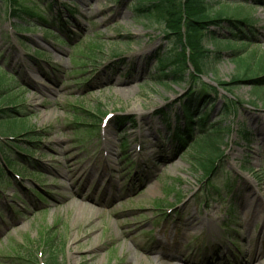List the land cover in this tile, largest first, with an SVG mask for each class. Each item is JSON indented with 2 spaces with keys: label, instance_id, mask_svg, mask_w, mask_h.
Instances as JSON below:
<instances>
[{
  "label": "rangeland",
  "instance_id": "obj_1",
  "mask_svg": "<svg viewBox=\"0 0 264 264\" xmlns=\"http://www.w3.org/2000/svg\"><path fill=\"white\" fill-rule=\"evenodd\" d=\"M236 4L228 13L255 21L246 51L264 55V0ZM136 6L0 0V91L33 132L0 147L12 168L0 176V264H264V108L249 86L227 93L217 84L235 72L226 53L206 75L154 82L175 38ZM204 46L217 47L208 38ZM201 84L213 102L200 108L206 129L228 130L208 177L194 166L206 130L187 144L172 135L185 127L180 101Z\"/></svg>",
  "mask_w": 264,
  "mask_h": 264
},
{
  "label": "trees",
  "instance_id": "obj_2",
  "mask_svg": "<svg viewBox=\"0 0 264 264\" xmlns=\"http://www.w3.org/2000/svg\"><path fill=\"white\" fill-rule=\"evenodd\" d=\"M243 1L246 2L247 0ZM256 1L261 3L263 0ZM232 4L219 0L215 2H209L208 0H137L136 12L150 20L153 19L158 23L170 26L167 28L166 33L175 38L174 45L176 47L172 51L162 54L156 61V75H153L152 80L166 85V82L169 81L173 83L183 81L186 75L191 78H195L196 75H206L211 72L216 62L223 58V53H226L234 64L235 72L228 83L217 84L223 87L227 93L230 92L232 86L245 84L251 90L253 99L251 103H260L264 107V55L253 57L251 50H249V53L246 51V47L251 46L253 43L255 21L250 16L244 15L240 10L228 13ZM236 5L237 9L242 6L241 4ZM11 14L15 15V11H12ZM35 18L43 24L48 23L40 16ZM223 25L225 27H222ZM211 27L216 30H223L226 33L225 37L217 38L213 35L214 31ZM206 38L210 39L211 42L213 41L217 46L213 51L205 48L204 39ZM167 67H171V69L165 71ZM200 87L202 89L206 88L202 84ZM200 87L197 86L195 89L191 87L188 91L189 97L183 101L181 119L184 123L186 122V129L176 128L173 132L174 137L181 142H183L182 136H187L185 142H183L184 144L190 139L187 130L188 132L192 130L193 115L200 113L201 107L212 104L209 95ZM198 88H200L199 91H196ZM211 88L216 91L215 88ZM5 93L0 91V135L14 138L17 137L16 134L20 133H25V136L33 134L30 129H23L21 125L24 121H22L23 119L17 110L18 102L5 97ZM226 111V109L223 110L220 117ZM207 118L206 111L198 117L199 128L205 126ZM124 121L126 120L117 119L116 124L120 126ZM210 132L200 138L201 143L194 142L197 153L194 166L201 168L206 177L211 174L215 161L222 154L220 144L223 142L228 130L223 129L220 124H213ZM27 153L25 155L28 157ZM7 158L5 155V162L10 165L11 161ZM1 174L2 169H0ZM52 258L50 257L52 264H57L55 259ZM46 263L50 264V262Z\"/></svg>",
  "mask_w": 264,
  "mask_h": 264
},
{
  "label": "bare ground",
  "instance_id": "obj_3",
  "mask_svg": "<svg viewBox=\"0 0 264 264\" xmlns=\"http://www.w3.org/2000/svg\"><path fill=\"white\" fill-rule=\"evenodd\" d=\"M248 198H245L244 200H246ZM234 222L237 224H242L244 223V221H241V214L237 213V215L234 217ZM244 264H253V258L248 259Z\"/></svg>",
  "mask_w": 264,
  "mask_h": 264
}]
</instances>
